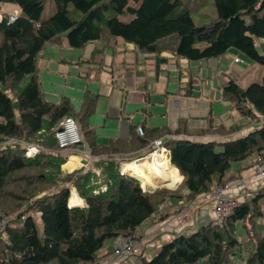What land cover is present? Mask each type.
<instances>
[{
  "label": "trees",
  "instance_id": "obj_1",
  "mask_svg": "<svg viewBox=\"0 0 264 264\" xmlns=\"http://www.w3.org/2000/svg\"><path fill=\"white\" fill-rule=\"evenodd\" d=\"M44 2L0 0V8L12 4L19 9L13 21L7 23L4 13L0 20V219L13 216L0 233V264H99L101 250L110 245L111 255L116 240L136 235L141 223L158 211L163 194L165 199L174 196L166 189L142 188L132 172L120 174L121 159L132 161L136 156L129 155L148 147L150 139L175 136L163 140L169 163L182 176L179 190L193 198L234 179L232 166L239 167L264 150V0H213L215 16L206 24L193 20L190 11L198 8H190L193 0H53L51 15L41 18ZM126 15L128 20L120 18ZM62 33L68 45L78 48L89 41L119 37L142 52L154 53L157 62L219 58L235 49L261 66L260 79L244 87L234 79L222 84L223 99L247 123L225 129L221 124L211 127L210 121L206 129L194 131L182 126L147 131L141 126L143 135L132 133L136 140L128 144L112 140L98 145L85 123L93 110L92 96L73 114L66 98L54 104L40 91L36 57L46 42ZM165 50L170 51L168 58L161 56ZM66 116L76 120L82 137L70 150L86 148L96 169L61 174V164L68 158L58 154L62 150L54 132ZM242 127L251 129L223 141L193 138L210 131L235 133ZM29 144L39 151L26 156ZM69 182L83 205L69 204ZM256 189L236 203L224 222L174 234L149 257H138L136 264L230 263L242 245L237 223L244 226L249 219L256 223L264 216L259 205L264 186ZM1 198L12 201L2 206ZM23 205L26 208L20 210ZM256 233L246 231L252 248L242 264H264V226Z\"/></svg>",
  "mask_w": 264,
  "mask_h": 264
},
{
  "label": "crops",
  "instance_id": "obj_2",
  "mask_svg": "<svg viewBox=\"0 0 264 264\" xmlns=\"http://www.w3.org/2000/svg\"><path fill=\"white\" fill-rule=\"evenodd\" d=\"M4 6L19 10L16 5ZM107 40L89 41L78 48L68 45L65 33H62L57 40L46 42L36 57L40 91L47 101L55 104L66 98L71 113L76 114L81 110L84 99L93 97V110L86 117L85 123L96 144L105 145L112 140L128 144L129 141L136 140L132 139V133L137 135L135 128L138 125L147 131L159 128L175 129L178 126L194 131L206 129L210 121L211 127L215 128L220 123L225 129L234 124L240 126L247 123L223 99L222 94V84L228 79H234L242 87L253 80L251 76H242L247 67L253 64L249 59L241 58L237 50L230 49L219 58H176L175 62H157L154 53L142 52L134 44L119 37ZM100 49L102 50L99 51ZM161 56L168 58L170 51H163ZM235 57L240 61L234 62ZM253 67L257 69L256 66ZM258 74L261 77V70ZM250 129L251 127H244L229 134L210 131L193 138L200 141H223L244 134ZM146 136L149 139V135ZM159 138L171 140L175 136ZM151 140L153 139L147 142L146 148H149ZM146 148L139 147L136 152L143 154ZM84 150L88 155L75 152L68 157L67 162L70 159L75 161L70 167L73 168L76 164H80L79 167L86 166L88 160L94 158L86 148ZM163 157L158 158L161 160ZM242 165L243 162H240L239 167ZM239 167L232 166L230 173L250 176L248 169ZM77 197L79 202L76 204L83 205L84 200L78 195ZM170 203L174 202L170 200ZM167 206L165 210L157 211L141 223L140 229H144L145 235L154 234L159 238L171 233L173 235L175 230L168 231L167 222L165 226L155 224L159 217L172 211ZM211 210L207 211L214 214ZM214 217L215 215L207 214L206 221H201L200 224H206ZM190 229L187 225L181 231L185 233ZM177 233L180 232H175Z\"/></svg>",
  "mask_w": 264,
  "mask_h": 264
},
{
  "label": "rangeland",
  "instance_id": "obj_3",
  "mask_svg": "<svg viewBox=\"0 0 264 264\" xmlns=\"http://www.w3.org/2000/svg\"><path fill=\"white\" fill-rule=\"evenodd\" d=\"M193 1H194V3H193V5H191L190 8L192 9L194 7L195 8L198 7L196 10L190 11L192 18L195 21V23H197V24L209 23L215 16L213 0H193ZM192 6H194V7H192ZM69 8L73 9L71 6ZM15 9H17V8H15ZM15 9H14V7H8L7 8L4 5H2L0 8V13L5 12V11H9V10L15 11ZM53 10H54L53 0H45L44 5H43V9L41 12V18L49 17ZM120 18L122 20H128L130 17H129V15H126V16H120ZM256 41H257V43H259L260 39H256ZM238 55L243 59H247V57L239 51H238ZM251 62L253 64V66L257 67V69H255L252 65H249L245 71L246 73L242 74V76H248V77L251 76V77H253L252 81H255V80L260 79V78H258L259 77L258 72H259V70H261V66L256 62H253V61H251ZM236 125L238 126L239 124H236ZM242 128H244V127H242ZM5 143H6V141L4 142V144ZM38 151H39V148H38ZM75 152L76 151L66 149V150L60 151V153H58V154H61L66 159L71 154H74ZM129 156H131V157L136 156L134 160L139 161V162L144 161L146 159H151L153 157L152 153L150 152V147L146 148L143 154L136 153V154H131ZM254 156H255L254 154L250 155L247 160L243 161V165H242V167H243L242 169H248L250 171V176H248L244 173L243 174L240 173L234 179L226 181L225 183L220 184L218 186H215L214 188L210 189L209 192H207L203 195L199 194L197 196H194L193 198H190V196L188 197L187 194L182 193V191H184V190H182V191L179 190L181 180H182V176L179 175L178 171H177V176L178 175L179 176L177 177V180L172 185H166L164 183H161L162 186H159L160 183L158 184V178L153 177V174L151 173L152 183L155 186H151V185L147 186L146 185L145 187L147 189H149V190H154V189L164 190V189H166L167 191H169V193L174 194V196L167 197L166 199L164 197L167 195L163 194V198L159 200V202H158L159 206L157 207L158 211L165 210L166 205H168L167 207L172 208L171 209L172 211H168L163 217H159L156 220L155 224L158 223V224H163V226H165L166 222H167V230L168 231L172 232L174 229L175 232H184L181 230H184L187 225H188V229H190V228L194 229L195 227L196 228L200 227L202 225V224H200L201 221H206L207 214H209L210 216L215 215V217L213 219H211V220L207 219L208 223L209 222H211V223H213V222L214 223L224 222V218L226 217L228 212L222 213L221 210L217 207V199H216L217 196H219L220 198L225 199V200H230V202L233 200L243 201L247 196L251 195L253 193V191L258 190L256 188L264 186V176L255 177L253 175V172H252L253 164H250V161L251 162L253 161ZM118 157L120 158V156H118ZM93 160H94V158H91L90 160H88L89 163L86 166L79 167L80 164H76V166H74L73 168L70 167V165H72L75 161L71 159V163H69V165H67V161H66V162L61 164V174L65 175V174L71 173V172H73L75 170H79V169H82L83 171L88 170V169L94 170L96 168L94 166V162H92ZM121 160L125 161V162L128 161V160H124V159H121ZM121 162H119V167H120ZM167 163H169V162H167ZM140 164H142V163H140ZM169 166L174 167V166H171V164ZM147 171L148 170L145 169V172H147ZM95 172H96V175H98L99 171L96 170ZM134 174H135V172H134ZM141 180H142V178H140V181ZM67 184L70 187V194H71L70 197L72 198L74 193L76 195H78V193H77L76 189L73 187L72 183L69 182ZM57 185L59 186V185H63V184L61 182H58ZM225 185L231 186V190H226ZM156 186H159V187H156ZM238 186H240L239 189H238ZM179 192H180V196L179 197L175 196ZM160 197L161 196H159L158 199ZM4 199L5 198H1V201L3 200L2 201L3 205H2V203H1V205L2 206L10 205V202L12 200L11 199L10 200H4ZM170 200L174 203L171 204ZM71 202L75 203L76 201L74 199H72ZM167 202H168V204H167ZM259 205L261 207H263V209H264V197L260 200ZM25 208H26V206L23 205V207L20 210L25 209ZM208 209H212L211 211H213L214 214L209 213L207 211ZM29 212L34 213V216L37 218V220H39L38 215L33 210H31ZM1 214H3V213H1ZM220 215H222V217H223L222 220H218ZM187 220L189 221V223ZM247 222L248 223H245L247 225H244V226L242 225V223L241 224L237 223L236 234L238 235V239L240 240L242 245H240V247H237L235 249L237 251L238 256H236L235 258L231 257V261L228 264H242L243 263V260L246 256V254L248 252H250V250L252 248L250 246L251 242H249V239L248 240L245 239L246 231H248V235L250 233L253 236L257 235L256 232H257L258 228H260L261 225L264 226V216L262 218H258L256 223H254L253 220H251V219H249V221H247ZM150 225L151 224H149V226ZM244 227L246 228V231H245ZM38 229L40 231L42 229V225L40 224V222L38 223ZM143 230L144 229H142V230L140 229V226L135 230L136 241L138 243L135 245L136 253L133 255V260L135 262H137L138 257H140V256L148 257V256L152 255V253H154L158 249V247L162 244V242L164 240H167L168 237L170 238L175 234V232H173V235H171L172 233L169 234L171 236L163 235V237L159 238V237H155L154 234H150V236H148V234H146L147 235L146 236L143 233ZM164 230H166V229H164ZM109 249H110V245L107 248L105 247L103 250L100 251L99 258H98V259H100V260H98L99 264H101V263L102 264H112V262L110 261V259H112V258L110 256ZM98 261H97V263H98ZM224 264H227V263H224Z\"/></svg>",
  "mask_w": 264,
  "mask_h": 264
},
{
  "label": "built area",
  "instance_id": "obj_4",
  "mask_svg": "<svg viewBox=\"0 0 264 264\" xmlns=\"http://www.w3.org/2000/svg\"><path fill=\"white\" fill-rule=\"evenodd\" d=\"M3 13L5 14L7 23L13 21L16 19V17L19 14V10L15 11H5L0 13V20L3 18ZM234 62L240 61L238 57L233 58ZM135 131L138 135H143V128L138 125L135 128ZM54 138L62 150L70 149L74 144H78L81 142V134L79 130V126L74 118L71 116L64 117L60 123L58 128L54 132ZM150 152L152 153V156L157 155L160 157V153L164 155L165 158H167V162H169L168 159V153L169 149L167 146L164 145V141L162 138H158L153 140L150 143ZM38 151V148L35 145H26L24 153L26 156H30L35 154ZM76 151V150H75ZM76 152H82L83 154H87L86 150L82 149ZM254 159L250 164H253L252 172L255 177H262L264 176V150H260L254 154ZM134 161V159L132 160ZM131 162H125L122 161L120 163L119 167V173H129L130 170H127V164ZM169 164V163H168ZM170 165V164H169ZM172 166V165H171ZM133 173V172H132ZM140 179V178H139ZM242 183V182H241ZM140 185L142 188L145 189V187L142 185L140 181ZM102 189L105 188V186L101 187ZM226 190H231V186H226ZM217 207L221 210L222 213L224 212H230L232 208L238 203V201L233 200L230 202V200H225L217 196ZM227 213V214H228ZM226 214V213H225ZM12 215H6L3 216L0 219V233L3 231L5 223L7 220L11 219ZM23 217V216H22ZM222 215L219 216L218 220H222ZM138 244L136 241V235H128L122 238H119L116 240V242L112 246L111 251V262L112 264H136V262L133 260V255L136 253L135 251V245Z\"/></svg>",
  "mask_w": 264,
  "mask_h": 264
},
{
  "label": "bare ground",
  "instance_id": "obj_5",
  "mask_svg": "<svg viewBox=\"0 0 264 264\" xmlns=\"http://www.w3.org/2000/svg\"><path fill=\"white\" fill-rule=\"evenodd\" d=\"M159 155H160V157L161 156L163 157V155L161 153ZM158 157L159 156L154 155V157H152L151 159L144 160L142 164L138 163L137 161H131L126 165L127 170H130L133 173L135 172L136 175H138L140 178H142L141 183L144 187L146 185L147 186H149V185L155 186L152 183L151 173L153 174V177L158 178V184L160 183V185H161V183H164L166 185H172L177 180V177L179 176V175L177 176V170L175 167H170L168 165L167 159L165 157H163L161 160H159ZM69 163H71V159H70V161L67 162V165H69ZM145 169H147L148 171L145 172ZM70 198L71 197H69V204L70 205L76 204L79 202L78 197L75 193H74L73 197L71 199ZM37 199L39 200V198H37ZM72 199H74L76 202L72 203L71 202Z\"/></svg>",
  "mask_w": 264,
  "mask_h": 264
},
{
  "label": "water",
  "instance_id": "obj_6",
  "mask_svg": "<svg viewBox=\"0 0 264 264\" xmlns=\"http://www.w3.org/2000/svg\"><path fill=\"white\" fill-rule=\"evenodd\" d=\"M159 186H162V185H159ZM159 186H156V187H159ZM73 205V204H72Z\"/></svg>",
  "mask_w": 264,
  "mask_h": 264
},
{
  "label": "clouds",
  "instance_id": "obj_7",
  "mask_svg": "<svg viewBox=\"0 0 264 264\" xmlns=\"http://www.w3.org/2000/svg\"><path fill=\"white\" fill-rule=\"evenodd\" d=\"M173 166V165H172ZM146 188V187H145ZM74 205V204H73Z\"/></svg>",
  "mask_w": 264,
  "mask_h": 264
}]
</instances>
